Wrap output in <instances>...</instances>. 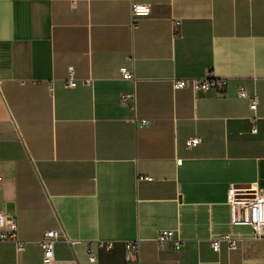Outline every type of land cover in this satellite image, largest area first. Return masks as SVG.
<instances>
[{"label": "crops", "instance_id": "1", "mask_svg": "<svg viewBox=\"0 0 264 264\" xmlns=\"http://www.w3.org/2000/svg\"><path fill=\"white\" fill-rule=\"evenodd\" d=\"M210 74L222 93L174 87ZM0 176L24 242L0 238V264H46L51 229L68 237L51 264H126L134 239L141 264H264L228 202L231 186L264 194V0H0ZM222 235L238 247L215 250ZM97 240L115 245L91 261Z\"/></svg>", "mask_w": 264, "mask_h": 264}, {"label": "built area", "instance_id": "2", "mask_svg": "<svg viewBox=\"0 0 264 264\" xmlns=\"http://www.w3.org/2000/svg\"><path fill=\"white\" fill-rule=\"evenodd\" d=\"M150 13V8L147 5L133 3V17L140 15H146ZM121 74L125 79L134 80V72L127 68H121ZM227 79L212 76L211 74L204 78H191V79H175V89L184 88L190 86L194 91L215 90L218 93H222L227 86ZM68 87H75L77 85V79L74 75V70L71 68L69 77L66 81ZM240 96L248 98L250 100V108L257 110L260 97L254 95L249 97L244 86L240 87ZM121 100L123 103H127L129 100L135 101L134 93H125L122 95ZM147 120H142L141 124L146 125ZM256 131V128H254ZM201 142L199 136L190 138L186 141V146L192 148L197 146ZM3 178L0 176V180ZM151 179V177H146ZM228 202L231 205L232 217L231 222L235 225H248L254 232V237L259 240H264V194L261 191L254 189L253 186L245 188H237L231 186L228 192ZM0 228L4 231L0 233L1 239L14 241L18 249L24 247V242L19 239L18 236V222L14 215H9L0 210ZM61 238L68 239L67 235L63 231L51 229L44 233L40 245L43 250V262L51 264L55 256V246L57 241ZM175 239V233L170 229H163L160 231L157 240L160 245H164L166 242ZM222 241H227L232 249L238 247L239 242L237 238H233L229 235H222L216 237L212 241V246L215 250H218ZM114 241L111 240H97L94 244L88 248V254L91 261H96L97 251L96 249L102 248L105 250H112L114 248ZM184 245L182 239H176V247L181 249ZM125 263L126 264H141V243L140 239H134L126 241L125 243Z\"/></svg>", "mask_w": 264, "mask_h": 264}]
</instances>
